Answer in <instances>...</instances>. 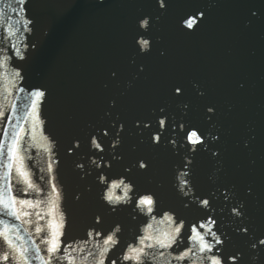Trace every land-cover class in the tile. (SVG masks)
<instances>
[{
	"label": "water",
	"instance_id": "obj_1",
	"mask_svg": "<svg viewBox=\"0 0 264 264\" xmlns=\"http://www.w3.org/2000/svg\"><path fill=\"white\" fill-rule=\"evenodd\" d=\"M210 3L174 0L164 13L155 0H25L23 5L18 0H0V110L6 113L0 118V140L4 128L9 133L13 130L7 120L16 123L11 106L22 118L31 111V93L45 92L37 108L40 123L35 140L31 122L23 125L29 131L24 138L25 162L40 191L22 198L47 201L50 193L53 198L59 193L57 212L65 220L62 239L74 247L98 251L97 241L102 244L119 227L118 243L106 254L105 264L111 260L135 264L124 256L130 247L140 246L142 236L172 232L181 222L172 248L151 250L163 251L167 259L157 256L149 264H209L197 259L195 251L192 260L174 259L192 246L191 228L199 229L209 218L216 221L213 231L220 229L232 237L229 254L243 249L244 264H257L249 241L232 231L235 223L230 210L237 201H247L251 219L245 222L253 224L256 236L264 231V0H232L230 7L213 6L206 25L186 35L181 30L182 17ZM250 9L258 15L251 17ZM142 16L150 18V29L139 25ZM141 38L149 40L150 53H137ZM137 65L144 67L143 73H138ZM113 69L119 73L115 79L110 76ZM176 78L187 89L183 98L190 105L187 110L169 95ZM239 80L247 82L242 92L235 88ZM197 83L208 88L206 96L197 94ZM209 103L220 109L211 122L205 117ZM161 104L169 113L163 128L158 126ZM117 118L125 128L113 148L114 132L102 138L100 129ZM137 120L150 127H135ZM177 121L184 124L183 129ZM192 130L203 133V147L188 142L186 133ZM157 131L161 141L154 144L150 136ZM221 132L225 142L211 139ZM253 135L251 149H245L242 142ZM93 136L103 151L93 146ZM223 148L227 150L221 157L212 155ZM140 160L149 167L141 169ZM121 181L119 188H112ZM124 185L129 186L127 199L110 203L108 192L124 197ZM249 185L255 191L251 198L245 193ZM226 190L227 200L222 195ZM145 195L155 201L151 212L138 206ZM202 199H208L209 206L202 205ZM40 210L43 214L47 206L42 203ZM49 219L45 216L40 225L46 226ZM25 227L40 244L34 225ZM206 239L212 241L210 236ZM73 255L80 264L83 254ZM88 264H93L91 257Z\"/></svg>",
	"mask_w": 264,
	"mask_h": 264
},
{
	"label": "snow or ice",
	"instance_id": "obj_2",
	"mask_svg": "<svg viewBox=\"0 0 264 264\" xmlns=\"http://www.w3.org/2000/svg\"><path fill=\"white\" fill-rule=\"evenodd\" d=\"M18 2L23 5L25 0H18ZM158 9L166 13L171 7H173L174 0H155ZM232 0H212V3L206 7H199L194 12L188 13L182 17V31L186 35H192L195 32L201 30V28L206 25L210 19L209 9L213 6L218 8L230 7ZM251 17H256L258 15L257 11L250 9ZM251 19L248 21L251 24ZM27 23H31L28 21ZM139 25L145 29H150L152 27L150 23V18L148 16H142L138 21ZM9 30L12 25L9 24ZM191 30V31H188ZM10 35H15V32L10 31ZM143 34H141V37ZM139 47L137 48V53L148 54L151 51V45L149 40L141 38L137 41ZM19 54V53H17ZM161 55H165L161 52ZM144 67L142 65H137L138 73L144 72ZM19 75V73H16ZM119 73L113 69L110 72V76L115 79ZM11 83V82H10ZM247 87V82L245 80H239L236 82L235 88L237 91H244ZM9 89L6 87L5 91ZM23 91V89H20ZM196 92L200 97H204L208 94L207 87H201L199 83L196 84ZM187 93L185 85L181 82L179 78L174 79L171 82L169 89V95L173 101H182L183 109L187 110L190 108L188 102L184 101V96ZM34 99L31 101V111L25 113L24 117H19L16 115V107L12 105V117L15 118L16 123L12 124V118L7 120L8 125L12 127V132L9 133L7 128L3 129L2 136L3 139L0 140V216L11 217V220L0 218V248L5 249L0 253V262L3 264H34V261H39V264H60V261H66V264H77V257L73 255L74 252L81 253L82 258L80 264H88V258L91 257L93 264H105L107 259L106 254L111 247L115 246L118 241L115 238V233L119 232L120 229L117 227L115 231L107 235L103 239L101 244L99 241L94 245L98 251L86 250L79 245L73 246L72 244L66 243L62 239L65 236V220L62 213H58V199L59 193H56L53 198L52 194H49V199L47 201H41L40 199H24L23 196L27 195L29 192H39V187L34 183L32 179V173L26 164L25 156V136L29 135V131L24 128V124L31 122V136L32 139H36V128L39 125V115L37 112L38 105L40 101L45 97L44 91H36L31 93ZM117 101L112 100L111 105L113 108L116 107ZM167 106L161 104L157 111L160 114L158 119L159 128L165 126L166 120L169 119V113L166 110ZM220 109L218 104L209 103L205 106V117L211 122L217 118ZM231 111V110H230ZM111 115V113H108ZM187 115V111L184 112ZM6 116L5 111L0 110V118ZM178 127L183 129L184 124L181 122H176ZM141 125L144 128H149L150 124L143 121H135L134 126L139 128ZM125 124L121 122L118 118L116 121L109 122L100 129L101 137H107L110 131L114 132V141L112 142V147L115 148L117 144L120 143L119 137L121 132L124 131ZM118 129V130H117ZM203 133L197 130H192L186 133V138L188 142L194 146L203 147L204 139L202 138ZM47 139L46 137L44 138ZM211 139L221 143L225 142V136L223 132L218 135L211 136ZM150 140L154 144H159L161 141V135L159 131L157 134L150 136ZM255 140V136H250L248 139L244 140L243 147L245 149H251L252 142ZM93 146L97 149L101 148V143L96 140L93 136L91 139ZM170 143L175 144V140H171ZM75 147H79V141L75 144ZM195 150V149H193ZM223 148L221 151H213L212 155L214 157H221L222 151H226ZM190 163V161H189ZM252 165H255L256 161H251ZM138 166L141 169H147L149 164L145 163L143 160L138 162ZM49 167H51L49 165ZM82 167V165H80ZM187 175V173H185ZM15 177V183L13 179ZM183 183L187 184V181ZM24 185V187L19 188L17 185ZM123 184L113 183L112 188H119ZM53 187V192H55V185ZM129 191V186L124 185V197L114 196L111 191L108 192L106 199L110 203H118L121 200L127 199V192ZM246 196L251 198L255 195L254 188L249 185L245 190ZM225 200L229 198L228 190L223 194ZM47 206V211L43 212L40 210L41 204ZM155 203L151 195H145L139 198L138 206L146 207L148 212L152 211V205ZM200 203L204 206H209L208 199L200 200ZM257 203H260L258 200ZM35 216V221L32 217ZM45 216L51 217L47 221L46 226H41L39 221L44 219ZM230 216L234 218L235 227L232 231L239 234L243 238L249 241V248L254 251L253 260L257 264H261V257L264 256V231L261 232L260 236H256L254 233V226L252 223H246L245 221H250L251 217L249 214V208L247 201L240 202L237 201L230 210ZM169 221H172V217H168ZM12 221H19V223H14ZM97 224L100 223V218H96ZM174 222V221H173ZM26 225H34V232L36 236H40V244L44 245V249L41 248L40 244H37L35 239H33V233L29 231ZM216 225V221L209 218L206 223L199 225V229H205L206 232H201L197 227L193 226L191 228L190 240L193 242L191 247H188L185 251L181 252L179 255L175 256L174 259L178 261L192 260L194 251L196 258L199 260H206L209 264H244V250L236 249L230 254L227 252L228 246L231 243L232 237L226 231H220V235H217V231H213V227ZM151 227V225H149ZM183 223L181 222L177 225L172 232L162 231L158 235L147 234L140 238L138 247H130L128 254L124 256V260L134 261L135 264H149L151 260H155L157 256L159 258L167 259L165 253L160 251L156 253L155 249H169L172 248L174 244L177 243V237L180 234ZM23 233V234H22ZM89 236H93L92 232H89ZM95 236H101L100 232H95ZM206 236H210L212 241L210 242L206 239ZM223 237V239H221ZM84 243H87L85 241ZM63 246V251H62ZM216 246H220L217 248ZM223 251L225 254L220 255L219 253ZM42 252L44 254H42ZM211 253L212 255H206ZM205 254V255H200ZM110 264H116L115 260H111Z\"/></svg>",
	"mask_w": 264,
	"mask_h": 264
},
{
	"label": "flooded vegetation",
	"instance_id": "obj_3",
	"mask_svg": "<svg viewBox=\"0 0 264 264\" xmlns=\"http://www.w3.org/2000/svg\"><path fill=\"white\" fill-rule=\"evenodd\" d=\"M0 253H2V252H0ZM0 264H3V262H0Z\"/></svg>",
	"mask_w": 264,
	"mask_h": 264
}]
</instances>
